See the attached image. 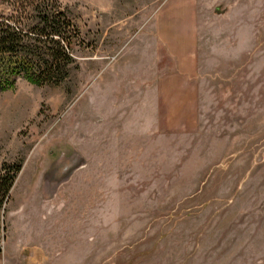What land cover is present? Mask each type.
Listing matches in <instances>:
<instances>
[{
    "label": "rangeland",
    "instance_id": "1",
    "mask_svg": "<svg viewBox=\"0 0 264 264\" xmlns=\"http://www.w3.org/2000/svg\"><path fill=\"white\" fill-rule=\"evenodd\" d=\"M58 1L68 74L0 90V264H264V0Z\"/></svg>",
    "mask_w": 264,
    "mask_h": 264
},
{
    "label": "trees",
    "instance_id": "2",
    "mask_svg": "<svg viewBox=\"0 0 264 264\" xmlns=\"http://www.w3.org/2000/svg\"><path fill=\"white\" fill-rule=\"evenodd\" d=\"M78 37L58 0H0V90L13 87L19 77L39 84L62 81ZM20 170L21 165L8 164L0 169V258L3 206Z\"/></svg>",
    "mask_w": 264,
    "mask_h": 264
}]
</instances>
